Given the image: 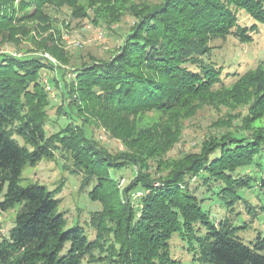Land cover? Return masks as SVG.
<instances>
[{
    "label": "trees",
    "instance_id": "1",
    "mask_svg": "<svg viewBox=\"0 0 264 264\" xmlns=\"http://www.w3.org/2000/svg\"><path fill=\"white\" fill-rule=\"evenodd\" d=\"M85 1L91 14L78 0H0V46L14 41L18 30L25 34L29 21L56 24L51 12L107 30L131 18L105 59L66 68L54 54L56 62L0 54V215L18 207L8 232L0 228V264H180L170 255L173 238L197 264H264L261 235L248 246L237 235L247 224H232L238 192L253 180L262 202L243 207L252 218L264 213V129L251 126L264 115V65L228 87L210 46L228 37L251 43L264 28V0ZM241 12L249 26L239 24ZM60 25L67 28L69 21ZM50 91L61 102L62 126L48 115ZM203 107H245L247 114H229L223 124L231 128L203 139L197 152L168 157L183 123ZM48 123L58 130L47 131ZM94 127L123 149L94 140ZM56 156L100 204L89 215L90 238L78 225L67 228L58 212L62 185L51 191L20 185L25 167ZM253 167L261 177L247 173ZM126 168L131 173L120 185L124 177L111 175ZM211 196L227 211L220 219L203 210Z\"/></svg>",
    "mask_w": 264,
    "mask_h": 264
},
{
    "label": "rangeland",
    "instance_id": "2",
    "mask_svg": "<svg viewBox=\"0 0 264 264\" xmlns=\"http://www.w3.org/2000/svg\"><path fill=\"white\" fill-rule=\"evenodd\" d=\"M129 2L149 1L156 2L157 0H127ZM77 5L86 12L91 14L87 8L85 0H78ZM52 18L56 19V24L53 21L49 23H39L38 26L34 21L26 23V33L22 34V30H18L13 34L14 41L4 43L0 46V51L7 53L22 55H44L56 62L50 55L58 56L68 64H63V67L70 65H78L80 63H88L90 59H105L110 57L116 48L120 45L124 34L128 31L131 18L124 16L121 21L111 22V29L107 30L103 27L96 28L88 23L87 20L73 19L64 14V12H51ZM63 20L69 21V27H61ZM252 21L244 14H239V24L249 26ZM102 33V38H98V34ZM5 35L8 32L4 33ZM3 34H0V39ZM210 46L213 47V58L218 65L222 67L221 79L228 87L232 85L238 75H242L249 70H254L258 65H264V28H261L257 35L253 36V40L249 44H241L233 37H228L224 40L218 39L211 41ZM50 105L48 115L52 120H55L59 126L64 124V121L57 117L56 109L60 105L55 92L50 91ZM245 117L247 114L245 107L239 108H219L217 111L208 107L201 108L196 115L186 120L183 123V134L180 142L168 154L170 158H177L181 154L187 152H197L199 144L208 136H213L217 133L221 134L225 130L231 128L229 124H223L227 116ZM153 115L149 114L141 118V125H147ZM48 123L47 131L53 133L58 130L56 124ZM254 129H264V115L251 125ZM93 139L106 146L109 150H122L123 147L119 141L110 138L104 129L93 128ZM18 143L22 145V141L16 138ZM259 161V157L255 158V162ZM63 160L56 156L55 160H43L36 166H27L21 173L22 187L32 184L44 186L48 191H51L61 186L60 193L55 197L60 200L58 212L62 214L66 220L67 228L74 225L85 230L86 235L90 238L89 215L100 210V204L92 202L88 199L87 193L91 186L82 189L81 178L70 175L63 169ZM130 168L113 173V179L121 178L120 185H124L127 177L130 175ZM249 173L252 178L261 177L262 173L255 169H250ZM214 189V188H212ZM256 182L253 180L249 183L248 188L245 187L238 193L241 197L239 204L234 208L235 213L239 215L232 217V224L237 227L242 224H247L245 229L238 231V236L241 237L244 243L248 246L256 245L258 242L257 236L261 235L264 239V213L254 218L246 214L243 203L246 202L249 206H256L262 202V196H257ZM138 195L135 196V198ZM1 200V197H0ZM203 210L209 213L212 220L220 219L227 214L225 208L221 207L218 200L213 196L202 205ZM18 207L12 211L2 213L0 215V228L6 234L13 226L14 215ZM170 255L177 259L180 264H197L192 260L191 254L186 251L187 245L179 239L173 238L170 242ZM259 254L264 256V249L259 251Z\"/></svg>",
    "mask_w": 264,
    "mask_h": 264
},
{
    "label": "built area",
    "instance_id": "3",
    "mask_svg": "<svg viewBox=\"0 0 264 264\" xmlns=\"http://www.w3.org/2000/svg\"><path fill=\"white\" fill-rule=\"evenodd\" d=\"M98 38H99V39L102 38V33H99V34H98ZM1 53H7V52H6V51H0V54H1ZM7 54H12V55H14V56H19V55H17V54H13V53H7Z\"/></svg>",
    "mask_w": 264,
    "mask_h": 264
}]
</instances>
